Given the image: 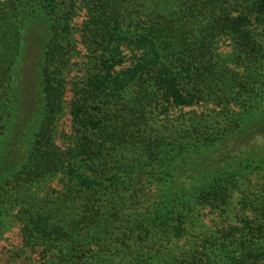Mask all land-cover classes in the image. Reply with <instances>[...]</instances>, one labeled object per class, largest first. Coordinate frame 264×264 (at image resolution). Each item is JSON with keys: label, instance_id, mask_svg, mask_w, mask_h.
Here are the masks:
<instances>
[{"label": "trees", "instance_id": "obj_1", "mask_svg": "<svg viewBox=\"0 0 264 264\" xmlns=\"http://www.w3.org/2000/svg\"><path fill=\"white\" fill-rule=\"evenodd\" d=\"M259 137L264 0H0V241L17 225L18 257L264 264Z\"/></svg>", "mask_w": 264, "mask_h": 264}, {"label": "rangeland", "instance_id": "obj_2", "mask_svg": "<svg viewBox=\"0 0 264 264\" xmlns=\"http://www.w3.org/2000/svg\"><path fill=\"white\" fill-rule=\"evenodd\" d=\"M83 20H85V12L81 13V16L77 19L78 25H81ZM79 48L85 54L86 51L84 47L80 46ZM231 50L232 49L228 42L224 41L220 44L219 51L222 54L227 55L231 52ZM68 98H71V95ZM70 107L71 105H68L67 111H69ZM71 125L72 120L68 113L62 121V128L65 131H70ZM257 143L260 144V146H264V137H259L257 139ZM54 186L57 188L60 187L58 184H55ZM22 246L20 230L17 225H13L10 231L6 233L0 241V264H15L16 261L20 262L21 264H33L34 262L41 259L39 252H33L32 250L26 249L25 247V252H23L22 256L18 257L16 252H22Z\"/></svg>", "mask_w": 264, "mask_h": 264}]
</instances>
